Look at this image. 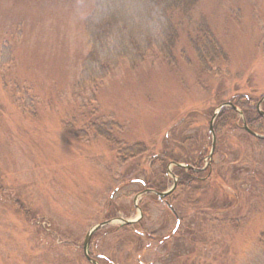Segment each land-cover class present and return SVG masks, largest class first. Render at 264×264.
Listing matches in <instances>:
<instances>
[{
  "label": "rangeland",
  "instance_id": "374dc122",
  "mask_svg": "<svg viewBox=\"0 0 264 264\" xmlns=\"http://www.w3.org/2000/svg\"><path fill=\"white\" fill-rule=\"evenodd\" d=\"M92 2L0 0V42L13 54L0 65V264H92L87 231L117 217L138 219L92 233L99 264H264V148L238 122L215 132L208 157L215 108L264 93V0H199L191 19L175 17L173 60L153 51L130 68L122 59L77 92ZM201 15L226 53L207 71L187 34ZM92 95L91 120L115 122L113 141L87 128ZM80 127L87 136L74 134ZM135 142L146 150L122 160L117 147ZM199 158L208 173L170 194L176 225L162 199L141 192L143 181L161 178L167 189L173 162Z\"/></svg>",
  "mask_w": 264,
  "mask_h": 264
},
{
  "label": "trees",
  "instance_id": "16d2710c",
  "mask_svg": "<svg viewBox=\"0 0 264 264\" xmlns=\"http://www.w3.org/2000/svg\"><path fill=\"white\" fill-rule=\"evenodd\" d=\"M199 0H93L92 7L83 20V27L87 38V52L83 55L80 70L73 84L74 89L80 92L88 87H95L109 75L122 59L128 62L130 68L141 63L145 57L153 51L164 55L168 60L174 59L173 49L178 39V23L175 17L191 19L192 11ZM190 45L195 52L199 64L203 70H210L212 63L218 59H225L226 53L216 39L206 18L201 15L195 22L194 28L187 31ZM13 59L12 48L5 41L0 42V65L7 64ZM25 92V90H24ZM255 99L248 94L238 93L230 99L242 112L245 123L249 128L258 133H264V115L256 109ZM88 103H84L85 113L88 114V129L113 141L112 128L116 125L113 121L91 120V113L95 111L94 97L88 96ZM31 97L26 93L22 97L19 106L27 109ZM83 106V105H82ZM264 111V99L261 102ZM74 119V117H72ZM243 122L235 108L231 105L222 106L213 122L214 131L217 132L225 125L236 127ZM67 123L65 124V126ZM74 134L87 136L88 130L80 127ZM259 147L264 148V137H255ZM117 144L119 142L115 141ZM146 150L144 143L135 142L131 145L117 147V155L125 158L134 157ZM166 150L157 154V159L164 163L167 156ZM170 158V157H169ZM192 167L175 166L173 172L178 177L177 187L188 186L191 181L200 179L209 171V165L203 169H195L202 166V159L189 162ZM163 167L159 170L160 177L164 174ZM159 181L144 180L145 186L155 190H164V179ZM168 202L172 197L167 196ZM21 209H23L21 207ZM24 214L28 211L23 210ZM112 215V214H110ZM25 217V216H24ZM149 238L153 234L145 233ZM98 261H105L96 256ZM108 263V261H107Z\"/></svg>",
  "mask_w": 264,
  "mask_h": 264
},
{
  "label": "water",
  "instance_id": "95a60500",
  "mask_svg": "<svg viewBox=\"0 0 264 264\" xmlns=\"http://www.w3.org/2000/svg\"><path fill=\"white\" fill-rule=\"evenodd\" d=\"M264 99V94L260 97V99L257 101L256 103V109L257 111L261 114V115H264V111L261 109L260 107V103L261 101ZM225 105H231L233 106V108H235L238 113L242 116V112L235 106L232 104L231 101H224V102H221L214 110L213 114L211 115V118H210V121H209V131L211 133V136H212V141H211V148H210V151L208 153V156L211 157L212 155V152H213V148H214V145H215V132H214V129H213V121H214V118L215 116L217 115L219 109L222 107V106H225ZM243 128L248 131L250 134L254 135L255 137H264V134H260V133H257L256 131L252 130L251 128H249L247 126V124L245 123V121L243 120V124H242ZM174 164L178 165V166H184L185 168H189L191 167L190 164H183V163H180V162H173ZM169 170V169H168ZM171 175L174 177V181H173V184L170 188L166 189V190H162V191H158V190H155V189H152V188H145L143 189V191L141 192H145V191H151V192H154L158 195L159 198H162L164 196H166L167 194H169L176 186V176L174 173L171 172ZM139 192V193H141ZM137 193L135 195V199L137 197V195L139 194ZM136 206H137V203L135 202L134 203ZM167 205L172 209V211L175 213V210L173 209V207L171 206V204L167 203ZM177 216V215H176ZM116 219H119L120 222L122 223H127V224H132L134 223L135 221H137L138 217L135 218V219H126V218H123V217H117V218H109V219H106L104 221H101L99 223H96L94 224L86 233L85 237H84V240H83V244H82V249H83V252L86 256V258L92 263V264H99L98 261L91 257L90 254H89V249H88V246H89V240H90V237L92 235V233L97 230L99 227L105 225V224H108V223H111L113 221H115Z\"/></svg>",
  "mask_w": 264,
  "mask_h": 264
},
{
  "label": "flooded vegetation",
  "instance_id": "af4514ba",
  "mask_svg": "<svg viewBox=\"0 0 264 264\" xmlns=\"http://www.w3.org/2000/svg\"><path fill=\"white\" fill-rule=\"evenodd\" d=\"M162 200H165V198L164 199H162ZM175 216V215H174Z\"/></svg>",
  "mask_w": 264,
  "mask_h": 264
}]
</instances>
